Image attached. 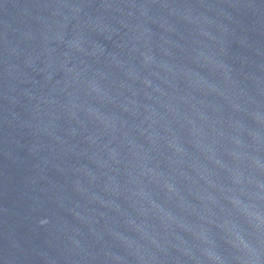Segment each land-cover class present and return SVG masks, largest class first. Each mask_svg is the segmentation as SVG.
Returning <instances> with one entry per match:
<instances>
[{"label": "water", "instance_id": "obj_1", "mask_svg": "<svg viewBox=\"0 0 264 264\" xmlns=\"http://www.w3.org/2000/svg\"><path fill=\"white\" fill-rule=\"evenodd\" d=\"M0 264H264V0H0Z\"/></svg>", "mask_w": 264, "mask_h": 264}]
</instances>
